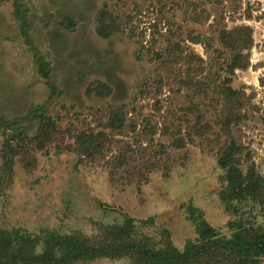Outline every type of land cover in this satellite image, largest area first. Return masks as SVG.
Returning a JSON list of instances; mask_svg holds the SVG:
<instances>
[{
  "label": "rangeland",
  "instance_id": "374dc122",
  "mask_svg": "<svg viewBox=\"0 0 264 264\" xmlns=\"http://www.w3.org/2000/svg\"><path fill=\"white\" fill-rule=\"evenodd\" d=\"M231 145L264 176V0H0V239L41 253L131 218L182 251L190 206L221 236L264 227L220 200Z\"/></svg>",
  "mask_w": 264,
  "mask_h": 264
},
{
  "label": "trees",
  "instance_id": "16d2710c",
  "mask_svg": "<svg viewBox=\"0 0 264 264\" xmlns=\"http://www.w3.org/2000/svg\"><path fill=\"white\" fill-rule=\"evenodd\" d=\"M44 75L48 77V68H44ZM239 153L231 145L220 154V166L226 173L220 200L226 206L235 200L254 201L264 209V176L253 168L244 175L237 157ZM188 214L196 223L199 219L201 222L197 226V241H188L182 251L150 246L147 238L140 240L136 236L134 221L127 218L121 226L112 227L104 238L92 241L80 235H59L55 240L51 239L55 233H49L47 247L41 253L37 251L36 239L23 236L15 241L13 232H5L0 239V264H70L123 256H130L134 264H258L264 256L262 225H240L230 237H225L203 219L198 209L190 206Z\"/></svg>",
  "mask_w": 264,
  "mask_h": 264
}]
</instances>
